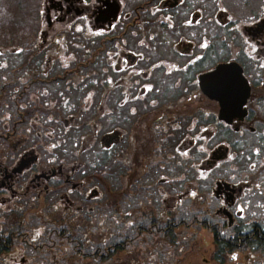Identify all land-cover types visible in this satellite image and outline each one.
Here are the masks:
<instances>
[{
  "label": "rangeland",
  "instance_id": "374dc122",
  "mask_svg": "<svg viewBox=\"0 0 264 264\" xmlns=\"http://www.w3.org/2000/svg\"><path fill=\"white\" fill-rule=\"evenodd\" d=\"M147 1L149 0H134V3H136L138 6H141ZM253 1L254 0H251V3H253ZM27 2H29L30 4L28 5ZM43 2L44 0H0V47L4 52V58H8L9 55L10 59V57L13 55L12 53H18V46L31 40L33 46L39 43L42 44L43 49H41V52H43V56L56 57L57 59H59V61L62 62L63 65L70 66L73 61L75 62L77 60H80V55L78 53L68 52L66 48L63 47L62 42H65V39H67L66 36H59L53 42H48L50 40L49 38H46L47 42H45L44 39L40 38V29L44 28L46 24L44 10L45 5ZM192 2H194L198 8H196L195 6L193 7L202 12V26L207 25L208 27H211L212 30H216V17L217 13H219L220 10H224L226 16L231 19V22L236 23L235 26L230 27L232 28V30L229 31H232V34L227 30H221L217 26L218 31L215 41L218 43V40L222 39L224 42H227L229 46L224 49V51H226L228 54H222L221 57H217L218 55L216 54L217 56L215 55V59L214 56L212 57L213 62L215 63V60H217L216 63H218L220 62L219 60L226 57L232 60L241 61V58L244 57L242 53L246 54L247 56H252L254 59H256V61L252 62L247 77L249 76L250 79H255L258 81L260 78L259 76L262 72L261 69L264 67V60L258 59V56L255 55L256 48L254 45L250 46L247 44L248 40H246L247 38L243 35L242 28L244 26L252 25L253 23H255V21L257 22V20L264 17V0H262L261 2V11L259 12V14L257 13V16L254 14L249 15L250 13L243 6V0H193ZM258 10L259 8L257 9V11ZM139 14L140 17L146 15L147 9H143ZM79 21L80 25L78 26V28L80 29L82 28V20ZM65 33L66 31L61 32V34ZM209 33L210 32L208 28L204 27V31L201 33V35H204V37L208 39L207 35ZM226 33H228V35ZM34 35H36L37 37L33 41ZM75 38H78L79 40L83 39L80 37ZM75 38H73V40ZM194 40L198 49H200L202 43L205 46L206 40L204 38H195ZM235 40L242 43V45L237 46L238 43H235ZM23 51H25V49ZM27 51H29V49H27ZM74 51H78L76 46H74ZM86 54L90 56V53L88 51ZM104 54L105 52H103L102 55ZM208 59V57L201 56L200 64H202L203 62L209 63ZM95 61H98V59H95ZM208 63H206V65ZM210 67L211 66H209V64L208 66H204V68L207 69H209ZM252 69H255L257 71L259 70V76L254 77L253 73H251ZM153 70L149 68H142L141 70H139L137 80L124 83H114L110 80L101 81L97 75V72L89 71V69L87 68L86 74L83 75L82 79H78L75 81V83L72 84V86L78 88L81 86L79 80H83L85 89L88 88V90L86 91L87 94L85 96V100L82 101L83 107H85L86 105L87 107L92 108L97 103H101L102 109V111L99 112V116H102L101 119L95 118L93 122L89 121L87 123V126H90L88 128L89 135H87L85 142H81V146L86 143H92L93 139L90 137L92 133L97 132L100 135L106 132V130L104 129L105 124L102 123L103 119H106L105 123H107L108 125H113L112 122L115 123V119L108 120L107 114H109L113 110L112 108H114V105L120 99H125V101H122L123 105L121 106L124 114L127 115L128 113L125 110L126 108L128 109L130 108V106H136L138 110L133 114V116L139 117L136 123L127 120L124 125V127L127 128L125 131L127 134L132 133L134 136H136L139 145L148 139H152V132L154 133L155 146H153V148L152 146H150V148H152L155 153V164L158 165L161 169L159 174L165 177L167 174L170 175V172L173 171V167H179V171L177 173H179L180 175L176 176L180 178V180L178 181L179 183L177 184L175 182H172V184L176 186L181 185V188H179V193H183L185 189L194 190L192 189L193 184L197 185V193L195 196L196 199L194 201L187 202L185 205L177 208L176 211H171L176 213V215L174 214L176 218H183L185 221H188V228L186 230L183 227H180V229H176L177 234L180 233L177 240L178 243H176L177 248H171L169 243L161 237H143L140 239L144 240L140 241L139 239L138 242V246L142 245L139 250L135 242V244L129 248L128 254L124 255L121 258L119 256L117 264H137L142 260L143 264H218V262L214 258L215 243L213 240L212 232L201 227L199 224L200 222L198 221H202L203 218H208L210 220V216H212V213H208V211L206 210L208 209V207H205L204 205V202L207 203V200L210 199V192H207L205 183L206 186H210V184L214 182L215 177L225 176L226 166L225 164L219 165L216 170L208 172V174L202 176V173H200V175L198 174L197 164L198 161H200L202 166V162L208 159L210 151L218 145L217 143L219 142V134H224L227 129L220 125V123L217 121V118L212 119L213 115H216L214 111L215 104L210 103L206 100H198L193 104V106L201 105L202 116L200 117L204 121V123H201V119L198 117L186 116L179 120L176 119L175 122L171 121V123L167 126H164L166 122L165 120H163V126L161 125V123L158 125L159 118L164 117V119L171 120L170 117H173L172 115L168 116V114L171 112H169V110L167 109L175 107L174 104L176 103H174V99L172 98H175V95L177 93L175 92L172 97L169 93H167V91H176L179 82L176 81L175 85L171 84L172 89L167 91L165 89V86H168V82L163 84L161 87L160 83L162 82L160 81L159 84L156 85V80L153 79L155 86H152L151 73ZM176 71H181V69H177ZM196 74L197 73H195V75ZM142 78L148 79L144 80ZM157 87L158 91L161 93L160 95H157L155 89ZM145 88H147V90H145ZM142 94L144 95L142 96ZM147 94L148 96L145 98ZM33 95L40 96V92L31 94L32 98ZM260 95H262L261 98L264 99V92L260 93ZM152 96L161 99V102H158L155 99H150ZM61 97H64V101H71L69 97H66L64 95H62ZM62 104H65V102H62ZM138 104H142L141 108L137 107ZM152 105L154 110H151L152 112L145 115L146 109L152 107ZM47 107H49V105ZM56 107L58 108V101H56ZM259 108L260 107H258L257 109ZM261 109L264 110L263 103ZM131 111H133V109H131ZM160 111L162 112V114L160 113ZM185 111L188 110L182 108L175 113H182ZM190 114L191 113H188V115ZM172 120L174 121V119ZM211 133L214 134V137H209ZM239 137H243L246 144H252L251 140H249V136L247 137V135L245 134V131L240 132ZM190 141H192V143H190ZM195 143H197L196 148L190 149V146L194 145ZM129 144L132 143L129 142ZM163 149L166 150L165 153L163 152ZM171 159L174 160L171 161ZM248 166L249 168L245 172H248L250 174L249 178L257 184L259 194L256 196H251L250 193L248 194L249 196L247 197V199H245L244 202V204H247V207H245V212L243 213L244 218L242 221L258 222L264 227V181L260 180V178H256L258 176V172H256V170L260 167V165L256 163L254 165V168H252V164L249 165L248 163L247 167ZM203 172L207 171L205 170ZM137 176L138 174H135L132 179L137 178ZM194 177H197L196 181L193 179ZM168 178L172 179L175 177L168 176ZM190 178L193 181H187ZM172 184H170V186ZM201 186L202 189L200 191ZM168 187L169 186H163V188L166 190H168ZM117 193V190H113V193L111 194L115 198V196L118 197ZM164 195L174 196L175 198L178 196L176 194L175 188L173 189V191L168 190L164 193ZM116 200L119 201L118 198ZM40 202L41 206L39 207L43 208L41 210L39 209L37 214L42 217L43 211H46L48 209V203H44V199ZM131 202L138 205L135 208L136 214H138L137 212L139 211L146 212L151 206L148 204L147 207H144V205L146 204H142L139 198L136 197ZM101 203H103V208L101 211L103 213L102 216L95 219L91 218V222H93V224L98 221L101 222L102 226V234L100 233V229L96 230L93 234H89L88 238L94 244H96L99 240H107L114 231L121 232L122 230L130 229L136 219V214L134 212L131 214L132 218H125L122 217L121 214L115 213L120 210L122 205L119 202L117 205H115L116 203L114 204L113 197L111 196L107 197L105 195L104 200L101 201ZM189 204H193L198 208L205 207V209L203 210L210 216H199L201 211L200 209L197 211V213L194 211H190L187 206ZM17 205L19 204L17 203ZM54 206L56 207L54 208V210H59L56 203L54 204ZM85 206H87V204ZM167 214V212L161 213V217H165L167 216ZM3 216H5L6 218L8 214L0 210V222L3 220ZM194 216H196V220L198 221H193L190 224L189 221L194 218ZM145 226L148 227V225ZM140 242L143 243L140 244ZM151 242L153 243L150 244ZM14 247L15 248L11 253L3 254L1 256V259L6 261V264H44V260H51V256L46 252L34 253L33 250L29 251L19 244H16ZM147 251H149V254L146 253ZM150 252H152V254L149 262L148 256L150 255ZM23 258L26 260L25 262H21V259ZM256 259H258L259 263L256 262L254 264H264V255H262V257L257 256ZM139 264L141 263L139 262ZM223 264H234V262H228L225 259ZM248 264L253 263L249 262Z\"/></svg>",
  "mask_w": 264,
  "mask_h": 264
},
{
  "label": "trees",
  "instance_id": "16d2710c",
  "mask_svg": "<svg viewBox=\"0 0 264 264\" xmlns=\"http://www.w3.org/2000/svg\"><path fill=\"white\" fill-rule=\"evenodd\" d=\"M244 1L247 2L249 0ZM256 2L257 4L255 7L250 6L249 8V13L252 15L257 13L256 11L260 6L259 2H261V0H256ZM244 5H246L245 2ZM63 30L66 31L64 36H66L67 38H75L78 35L75 34L74 28H72L71 30L63 28ZM226 34L228 35V33ZM35 37L36 35H34L33 41L35 40ZM260 37H262V39L264 40V33L261 34ZM106 42H110V40L107 39L104 43ZM73 44L85 45V38H83L82 40L75 38L73 40ZM95 44H97V42ZM238 45L241 46L242 44L238 43ZM21 46L25 47V51L19 50L18 53H12L13 55L10 57V59L8 55L9 67L7 69L0 70V78L2 77V75H5L6 79L14 82V84H16L17 79L20 76L24 75V73L26 72L38 73L43 62V55L41 50L33 47V43L31 40L27 43L22 44ZM228 46L229 44L221 39L218 40V43L216 41H213L209 48L204 49L203 51H205L206 53L205 57L209 58V65L214 64L211 57L215 56L216 54H218L219 57V53L222 54L221 52L224 51V49ZM27 49H29V51H27ZM84 53L85 51L83 49H80V53L78 54L82 55ZM82 61H84V59L80 58L79 62ZM251 64L252 62H244L245 72L248 73L250 71ZM80 65L81 64H77L75 67L81 69L82 66ZM204 65L205 64L203 62L201 64V70L205 69ZM95 68L96 70H99V67H97L96 65ZM260 77L262 78V81L259 80V83L252 82L253 86L251 107H249V115L251 117H255L254 121L259 126L264 123V121H262V123L259 122V118L257 117V112H259L258 110L261 109L262 103L264 104V99L261 98L262 95H260V93L264 91V69L262 70ZM196 89L198 88L196 87ZM72 98L75 103L78 104V96L73 95ZM201 100L204 101V99ZM186 103L190 104V102ZM258 107L260 108L257 109ZM200 109L201 106H198L194 110V112L195 115L201 119L200 116H202V113L197 112ZM73 111L74 109L72 110V112ZM95 118H98V115L94 112V114H91L88 120H94ZM215 118V115H213L212 119ZM200 122L204 123L202 119ZM219 123L221 126L226 127V125L222 124L221 122ZM89 127L90 126H87V124H85L83 128H78L71 132L70 137L74 140L70 141L69 144V149L71 151H74L75 145H77L76 142H79L80 144V142L82 141V137L87 132H89ZM226 129L227 131L224 134H219L218 141H227L237 154L234 163L239 164L240 166L241 164L245 166L244 162L248 157L255 158L256 156L255 152H252L253 145L250 144L249 146H247L244 142V138L242 137V139L239 137V133L231 130L228 127ZM260 133L261 131L257 127V130L254 134H248L250 136L249 140L257 141V145L262 150L264 149V147H261L264 139L257 136V134ZM91 136L94 137V134L92 133ZM95 150L96 152H94L91 157H89L85 161V164L87 165V175L90 173L95 176L97 175L98 180H96V182L104 179L106 182L105 195L107 197H113L114 204L116 203L115 205H117L120 201V197L118 195L119 193H117L118 197L115 196V198L111 193H113V190H117L122 181L126 179V174L129 172L130 166L123 163L118 167V169H116L114 168L115 165L113 164L115 153H117L115 152V150H105L99 147ZM58 151L59 155H64L65 153L63 148H59ZM129 160L130 159L128 158V161ZM130 161L134 166L133 160ZM99 164H102L106 168L107 175L105 173L104 175H101V172H103V170L101 171L98 167L94 168L93 166H91ZM158 171L159 168L157 167L154 168V172L150 175H143V180L145 181V183H143V188H145V184H148L146 183V181H149L150 178L152 179L155 173ZM139 182L141 181L139 180L137 183ZM136 184H134L133 186H136ZM117 198L119 199V201L116 200ZM151 198L155 202L158 197L157 195H153ZM143 200L147 201V197L145 195L143 197ZM130 206L134 205H132L131 202L123 203L120 210L115 213L121 214L122 217L130 218L132 214L129 209ZM132 210L134 213L136 212L135 208H133ZM137 213L138 214L135 213L136 219L130 229L122 230L121 232L114 231L107 240H99L96 244H94L91 242V240L88 241L89 239L85 237L88 226L85 224L86 222L84 220H78L74 224L71 220V217L66 218V216L63 214L54 216L53 212L50 213L48 211V214L50 216L49 220L47 222L43 220V218L46 217V213L43 214V218L41 219L42 224L44 222L46 225L45 234L47 233V236L43 241L46 243L38 245L37 243H33L30 238V247L34 250L41 251L42 253L46 252L51 256V260H44V264H117L119 256L121 258L124 255L128 254L129 248L134 245L135 242L138 246L139 239L143 237H161L169 243L171 248H177L176 243H178L177 240L180 233L177 234L176 228L184 227L185 230L188 228V221H185L183 218H176V216H174V213L172 212L169 213L167 219L163 221L160 220L157 212H150L148 210V212L141 211ZM195 217L196 216H194V218L189 221L190 224L193 221H197ZM212 223L213 222L204 220L201 222V225L205 229H208L212 232L213 240L215 243L214 258L218 262V264H223L225 259L228 262H234V264H248L249 262H252L254 264L258 262V259H256L257 256L262 257V255H264V227L258 222L249 221L248 223H246L241 220L239 223H237L236 226L232 228L231 231L227 228L226 225L222 226V229H220L218 226L215 227V225H213ZM145 225H148V228H146ZM23 226L25 230H28L26 221L18 223V221L15 222L14 218L10 219V224L8 226H5L4 232L0 233V256L3 253L9 252L13 248L16 239H18L17 242L19 243L21 242L24 244H29L27 243L29 236L27 232L22 231ZM6 232H9L10 234L7 235ZM143 240L144 239H140V241ZM141 243L143 242H140V244ZM152 243L153 242H151L150 244ZM141 246H138V250ZM146 253L149 254V251H147ZM151 254L152 252H150V255L148 256L149 262ZM243 259L246 262H244ZM139 262L143 264V260ZM139 262L137 264H139ZM0 264H4L1 259Z\"/></svg>",
  "mask_w": 264,
  "mask_h": 264
},
{
  "label": "flooded vegetation",
  "instance_id": "af4514ba",
  "mask_svg": "<svg viewBox=\"0 0 264 264\" xmlns=\"http://www.w3.org/2000/svg\"><path fill=\"white\" fill-rule=\"evenodd\" d=\"M122 3V8L120 15L116 22L113 23L112 27L108 24L101 22H95L94 18L99 9L103 6L102 0H80L76 4L74 1H68L65 3L54 5V15H59V20L64 21H74L77 19L75 16L78 10H81V17L88 21L87 31H92L94 34L110 36L107 38H112L114 42L119 41V36H133L137 33V24L140 20V12L146 6H135L134 10L132 8L131 0L127 4L126 0H120ZM163 0L158 1V5ZM193 0H180L176 5L166 7H176L179 13L184 12L189 16V19L196 23L200 20L202 12L195 9L193 6L198 8ZM148 3V2H147ZM141 10V11H139ZM164 10V9H163ZM174 10V11H175ZM123 11L125 12L123 14ZM135 15L133 16V12ZM166 11V10H165ZM144 21V20H143ZM148 22V20H146ZM91 24V27H90ZM186 27L194 26L192 24H186ZM258 42L264 45V40L262 37L258 38ZM189 54V53H188ZM191 54H179L181 59L180 68L182 71H186V63ZM117 65H115V71L118 73L121 70H129V77L136 76L138 69V62L141 56H138L132 47H120L117 52ZM136 57V61L131 63V61ZM188 64H192L188 61ZM191 68V65L188 66ZM42 74L44 78L37 77L32 78L31 73H24V79L31 78L32 82H41L46 80L47 82L56 81L59 77L58 71L54 65V62L48 60L42 69L38 73H33V75ZM49 78V79H48ZM67 78V71L62 77ZM1 82V81H0ZM16 95L12 92L11 86L0 84V208H4L5 213L10 212V207L16 210V206L10 205L14 201L21 200L22 198H31L35 200L36 205L39 206L40 199L42 195L49 194L52 190L56 191L60 188L63 190L68 189L78 201L83 198L87 200L89 191L93 188L99 189L98 185H91L95 182L96 178L91 176L87 178L86 176L79 177L78 171L80 170V164L78 166H72L73 164L83 163L81 159H73L68 162V167L61 166L58 170L56 164V157L53 156L54 153L51 151V159L48 163L42 162L44 159L43 147L53 144L56 146V136H57V111L55 105L51 108H42L41 101L38 96H35V102H27L26 100L17 101L13 98ZM54 100V99H53ZM52 102L48 99L45 100V104ZM54 104V103H53ZM191 104V103H190ZM190 104H185L189 105ZM169 112H175L176 109H167ZM44 116V117H43ZM44 118V120H43ZM49 118V128H44L43 123L47 122ZM151 136V134H150ZM135 138V147L133 144H129L130 140ZM153 138V137H152ZM119 144L114 145L116 148L122 149L123 145L127 142L129 144V153H134V162L136 164V170L131 172V176L134 175L137 170H139L138 164L142 165V170L145 169V173L148 172V167L152 164L154 159L153 156V144L152 139H148L142 142L140 145L137 142L136 136L132 133L127 134L121 131L118 137ZM127 144V145H128ZM152 146V148H150ZM142 148V149H140ZM52 149V148H51ZM25 155L35 156L36 159L31 162L29 168L23 170L22 172H14L13 169L19 162V160ZM233 150L230 147L228 159L233 161ZM140 160V162H139ZM65 168H68L65 169ZM55 173L53 176L52 174ZM45 174L43 177L42 175ZM46 176H51L49 179ZM77 178V179H76ZM234 174L230 173L228 175L227 182L232 185L231 196L232 200L227 198L225 201L224 195H220L219 202L226 203L229 206L230 211L237 213L235 221L238 219L240 212L244 211V198H245V186L250 187V183L245 182H234ZM76 182L78 185L75 189L72 188L73 183ZM99 182V181H98ZM135 182V180L133 181ZM60 183V186L57 184ZM8 197V198H6ZM178 201L182 200L183 195L177 196ZM65 208L68 207L67 204L64 205ZM82 207V205L80 204ZM169 206V205H167ZM173 206V205H172ZM90 207V206H88Z\"/></svg>",
  "mask_w": 264,
  "mask_h": 264
},
{
  "label": "water",
  "instance_id": "95a60500",
  "mask_svg": "<svg viewBox=\"0 0 264 264\" xmlns=\"http://www.w3.org/2000/svg\"><path fill=\"white\" fill-rule=\"evenodd\" d=\"M119 7L116 3L110 5L108 11L99 13L100 21L115 18ZM199 86L204 95L209 99L218 101V118L227 123H232L235 118L243 119L246 115L245 104L250 96V85L243 76L242 68L236 62L220 63L214 70L199 76ZM239 127H235L237 130ZM22 161L19 169L22 170ZM221 183L218 184V189Z\"/></svg>",
  "mask_w": 264,
  "mask_h": 264
}]
</instances>
